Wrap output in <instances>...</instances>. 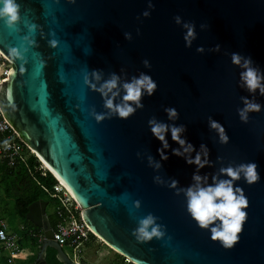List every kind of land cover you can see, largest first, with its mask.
Instances as JSON below:
<instances>
[{
	"label": "water",
	"instance_id": "water-1",
	"mask_svg": "<svg viewBox=\"0 0 264 264\" xmlns=\"http://www.w3.org/2000/svg\"><path fill=\"white\" fill-rule=\"evenodd\" d=\"M18 3L22 18L15 29L0 20V52L13 64L8 80L0 84V109L24 145L75 199L92 232L130 264H264V109L250 113L247 123L237 111L244 107L243 97L264 104V96L241 87L242 68L232 63V53L239 52L264 69V0ZM183 22L195 25L190 48ZM200 46L203 53L197 51ZM13 48L22 58L13 55ZM94 71L103 80L120 75L121 85L148 73L158 90L143 97L142 109L121 119L88 82L97 87L102 82ZM122 96L121 87L116 102ZM166 107L177 108L179 119L170 120ZM101 114L105 119L99 121ZM153 117L186 125L184 137L197 151L207 145L211 163L198 169L174 155L172 149L180 145L170 132L169 159L162 161L158 149L163 145L148 124ZM210 117L224 125L229 143L220 142ZM248 161L259 165L261 179L251 185L237 181L249 200L248 218L239 242L226 249L191 217L182 190L195 183L194 173L212 183L213 176L225 178L221 167ZM172 180L178 181L176 188L170 187ZM47 206L34 204L28 214L44 233L38 259L31 264H48L49 248L63 264H76L54 241ZM149 214L164 235L141 242L134 230Z\"/></svg>",
	"mask_w": 264,
	"mask_h": 264
},
{
	"label": "clouds",
	"instance_id": "clouds-1",
	"mask_svg": "<svg viewBox=\"0 0 264 264\" xmlns=\"http://www.w3.org/2000/svg\"><path fill=\"white\" fill-rule=\"evenodd\" d=\"M143 15L148 17L150 13L145 11ZM21 18V8L18 0H0V20L9 29H15ZM176 22L178 24L182 23V18L177 16ZM183 26L186 29L185 44L190 48L192 41L196 38L195 25L183 22ZM31 30L35 31V25L31 26ZM125 35L128 39H131L130 33ZM51 45L56 47L57 41L52 40ZM219 47V45L216 46L217 51ZM197 51L203 53V46H200ZM12 53L22 58L20 50L13 48ZM232 63L242 68L240 72L241 87H245L253 96L257 91L261 96H264V69L255 66L251 56H243L239 52L232 53ZM144 64L146 67H151L150 60L145 59ZM93 76L96 81H102L99 87L92 84L90 80L88 82L102 94L105 99V107L121 119H128L135 114L137 109H142L144 107L143 97L145 95L153 96L158 90L157 82L148 73L142 72L131 80H125L122 85L121 77L116 73H113L111 78L107 80L102 79L99 71H94ZM121 87L123 89L122 100L116 102L121 96ZM242 99L244 107L237 109V111L241 121L247 123L250 118L249 114L259 113L264 109V104L247 96ZM165 112L170 120L179 119L177 108L166 107ZM96 119L102 121L105 116L102 114L97 115ZM148 124L151 133L163 145L162 148L158 149L162 161L169 159L165 150L170 148L167 139L170 132L172 140L180 145L179 148L172 149L174 155L183 157L186 163L194 164L198 169H203L211 163L210 150L207 145L202 144L200 150L197 151L195 145L184 137L183 134L187 131L186 125L175 123L169 125L154 117L149 119ZM209 126L218 133L221 143H229L230 137L221 122L210 117ZM4 143L7 144V141ZM155 167L161 168L162 164L155 162ZM258 168L259 165L255 161L243 162L237 165L230 164L220 169L221 175L225 178L221 179L213 176L212 183H208V178L206 176L202 177L197 172L193 174L195 183L182 190L187 198V211L191 217L201 229L210 232L213 241L218 242L226 249L233 248L239 242L248 218L249 200L237 181L243 179L250 185L256 183L261 179ZM156 179L160 182L159 177ZM177 185L178 181L172 180L170 187L176 188ZM137 207H139V202H137ZM134 235L141 242L151 241L153 238L164 235L163 226L157 223V218L154 215L149 214L140 220L138 228L134 230Z\"/></svg>",
	"mask_w": 264,
	"mask_h": 264
},
{
	"label": "built area",
	"instance_id": "built-area-1",
	"mask_svg": "<svg viewBox=\"0 0 264 264\" xmlns=\"http://www.w3.org/2000/svg\"><path fill=\"white\" fill-rule=\"evenodd\" d=\"M11 69H13V64L0 52V84L5 79L8 80ZM5 141L7 144L4 143ZM29 152L37 157L32 150L29 149ZM26 158L24 143L6 121L0 109V163H5L9 169H15ZM39 171L42 172L43 176H46L48 172L42 163ZM48 193L52 199L58 202L55 209L58 224L54 229V241L58 242L63 250L68 248L72 254L69 258L76 264H80L79 259H85V250L91 243L97 241V237L84 222L82 210L75 199L60 182L48 190ZM21 230L24 228L22 227ZM30 235L38 237L40 241L44 239L43 232L34 233V231H30ZM93 236L96 240H93ZM20 240L19 233L12 232L5 221H0V255L7 258L10 263L25 260L29 255V253L21 251Z\"/></svg>",
	"mask_w": 264,
	"mask_h": 264
},
{
	"label": "trees",
	"instance_id": "trees-1",
	"mask_svg": "<svg viewBox=\"0 0 264 264\" xmlns=\"http://www.w3.org/2000/svg\"><path fill=\"white\" fill-rule=\"evenodd\" d=\"M25 154L27 158L23 161L17 168L9 169L5 163H0L1 170L3 171L2 182L5 184V194L8 198H11L14 201V209L16 216L23 221L24 230L19 231L21 240L19 246L23 253H28L25 248H30V246L41 247L42 242L38 237H32L30 231L34 233L43 232L42 229L35 226L29 219L28 214L30 208L39 202L47 203L48 206L51 205L54 209V212L48 216L49 222L53 230L58 224V216L56 214V206L58 203L48 196V190L52 189L53 186L58 184V181L53 177L49 172L46 173V176L42 175V172L39 171L41 168V162L38 161V158L31 155L29 149L25 146ZM18 233V232H17ZM93 240L96 238L93 236ZM27 251V252H26ZM30 256V257H29ZM58 253L55 249L49 248L46 253V261L48 264H63L58 260ZM119 259L123 260V264H130L126 262V259L120 255H117ZM30 261L28 263L19 262L13 264H31L32 256L29 252L28 255ZM3 264H11L7 258H5ZM112 264H119L118 261L113 262Z\"/></svg>",
	"mask_w": 264,
	"mask_h": 264
},
{
	"label": "rangeland",
	"instance_id": "rangeland-1",
	"mask_svg": "<svg viewBox=\"0 0 264 264\" xmlns=\"http://www.w3.org/2000/svg\"><path fill=\"white\" fill-rule=\"evenodd\" d=\"M2 178H3V171L1 170L0 167V221L7 222L14 232L19 233V231L24 226V224L23 221L16 216L14 209V201L11 198H8L5 194L6 186L2 182ZM48 196H50L49 193ZM53 212L54 209L52 208L51 205H49L46 210L47 215L50 216ZM25 249L28 251V253L30 252L32 256V261L35 262L38 259L40 248H38L37 246H30V248L28 247ZM64 251L65 253H67L69 257L70 255L72 256L71 251L68 248H65ZM117 255L119 254L113 251L102 240L97 238V241L91 243L85 250L84 261H87L91 264H112L113 262L118 261L119 264H123V260L119 259ZM29 257H27L25 260H20L19 262L28 263L30 261ZM14 263H17V261Z\"/></svg>",
	"mask_w": 264,
	"mask_h": 264
},
{
	"label": "crops",
	"instance_id": "crops-1",
	"mask_svg": "<svg viewBox=\"0 0 264 264\" xmlns=\"http://www.w3.org/2000/svg\"><path fill=\"white\" fill-rule=\"evenodd\" d=\"M3 179V178H2ZM48 207V206H47ZM47 210V209H46ZM47 214V213H46ZM48 216V215H47ZM7 223V222H6ZM8 224V223H7ZM9 225V224H8ZM9 227H10V225H9ZM10 229H11V227H10ZM11 231L12 232H14L12 229H11ZM15 233H17V232H15ZM4 262H6L5 261V257L4 256H2V255H0V264H3ZM91 264V263H90Z\"/></svg>",
	"mask_w": 264,
	"mask_h": 264
},
{
	"label": "bare ground",
	"instance_id": "bare-ground-1",
	"mask_svg": "<svg viewBox=\"0 0 264 264\" xmlns=\"http://www.w3.org/2000/svg\"><path fill=\"white\" fill-rule=\"evenodd\" d=\"M41 161V160H40ZM42 162V161H41ZM43 163V162H42ZM43 165H44V167L47 169V170H49L48 168H47V166L43 163ZM62 184V183H61ZM100 240H102L98 235H96ZM103 241V240H102ZM112 249V248H111ZM113 250V249H112ZM113 251H115L116 253H118L116 250H113Z\"/></svg>",
	"mask_w": 264,
	"mask_h": 264
},
{
	"label": "flooded vegetation",
	"instance_id": "flooded-vegetation-1",
	"mask_svg": "<svg viewBox=\"0 0 264 264\" xmlns=\"http://www.w3.org/2000/svg\"><path fill=\"white\" fill-rule=\"evenodd\" d=\"M36 208H38V210L40 209V207H39V206H37Z\"/></svg>",
	"mask_w": 264,
	"mask_h": 264
}]
</instances>
